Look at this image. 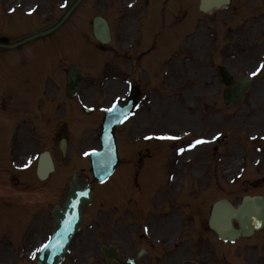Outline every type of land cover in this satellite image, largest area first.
<instances>
[{"label":"rangeland","instance_id":"rangeland-1","mask_svg":"<svg viewBox=\"0 0 264 264\" xmlns=\"http://www.w3.org/2000/svg\"><path fill=\"white\" fill-rule=\"evenodd\" d=\"M72 1L0 0V38L12 42L51 26L64 10L61 5L67 7ZM182 2L183 10H173L179 21L166 20L163 25L158 22L151 26L148 38H114L109 46L100 48L91 36L90 21L102 15L117 28L121 3L85 0L73 20L49 39L12 51L0 50V87L2 83L23 86L25 74H32L33 78L25 77L30 85L40 80L49 90L56 85L50 92L55 96L58 86L63 89L60 83H64L63 73L68 66H76L83 76L74 101L79 119H67L73 133L67 132L70 146L65 159H60L57 139L53 140V132L59 128L54 114L51 118L50 115L37 118L33 101L29 105L10 104L12 100L18 102L12 97L0 106V117L5 115L8 121H15L13 125L28 118L27 137L36 138L34 144L40 145L35 151L19 152L25 153L19 156L32 160L41 151L53 149L58 159L56 172L42 184L31 183L32 171L21 178L14 173L13 162L15 165L24 162L17 160L16 154L8 165L0 164V264H36L39 247L52 227L47 213L53 204L64 201L71 173L78 172L81 187L89 180L85 153L98 148L97 128L102 110L115 98L118 101L125 98L128 83L137 85L140 95L135 116L117 130L124 165L136 162L146 166V176L143 174L141 179L148 181L145 183L149 197L156 188L154 185L161 188L166 181L167 192L173 198L180 197L172 199L174 207L168 213L172 215V232H177L180 226L187 227V215L192 216L194 228L202 221L205 227L210 207L217 200L226 199L237 206L244 195L264 196V69L257 72L264 60V0H232L229 8L211 14L196 10L198 0ZM217 66H224L233 78L254 76L250 89L236 107L227 108L222 102L224 85ZM254 72L257 74L253 75ZM49 77L58 83L45 80ZM48 106L51 105L45 106L46 111ZM83 107L93 109L88 117L81 113ZM147 135H163L169 142L145 141ZM200 138H205L206 145L183 153V146ZM163 163L169 168L168 179L165 168L162 177ZM118 172L103 190L96 187L111 194L108 202L112 204L118 201L115 196L121 177ZM139 199L141 202L140 196ZM154 199L152 208L160 216L168 206L164 196ZM130 203L127 198L126 209L119 210L103 206L100 201L94 202L92 208L84 207L81 229L75 233L61 264H107L100 248L108 245L117 247L122 260L135 259L138 250L145 249L147 254L140 262L165 264L168 257L165 248L151 247L154 236L144 234L143 229L148 230L145 225H140L141 230L133 229L127 222L120 226L118 218L129 216ZM41 213L45 214L42 224ZM143 213L144 209L140 215ZM208 234L205 227L204 251H200L204 253V264H264V229L231 245L222 242L216 245L214 235L209 234V239ZM201 235L202 232L198 236ZM188 236L190 239L192 234ZM185 255L195 258L191 249ZM171 258L169 264L181 263L177 257Z\"/></svg>","mask_w":264,"mask_h":264},{"label":"water","instance_id":"water-1","mask_svg":"<svg viewBox=\"0 0 264 264\" xmlns=\"http://www.w3.org/2000/svg\"><path fill=\"white\" fill-rule=\"evenodd\" d=\"M82 0H76L70 9L66 12L60 23L53 26L52 28L33 34L28 38L23 39L20 42L10 44V45H0L1 48L12 49L18 47L19 45L28 43L35 38H40L49 35L54 30H56L65 21V19L70 15L73 9ZM229 0H201L200 10L207 12L213 9L220 8L227 5ZM94 35L96 40L101 43L108 42V26L106 22L101 18L94 19L93 22ZM220 74L224 81V84L228 87L231 84V78L227 74L224 68H220ZM77 73V70L70 68L68 72L67 83L68 92H74L77 85L80 83L81 78ZM237 87L235 90L226 89L224 91V99L226 104L234 103L240 101L243 96L244 90H246L250 84V81L245 79L235 80ZM236 94V98H232V93ZM127 108V107H126ZM119 107L106 112V118L104 124L100 129V151L93 152L90 154L92 163V174L97 179V181L102 182L109 178L110 174L114 171L117 166V154L116 146L113 132L117 127L118 123L121 121L125 114H121ZM125 112V111H124ZM123 112V113H124ZM43 157H41L40 162H43ZM45 165L40 171V165L38 167L39 178L43 179L47 176V172L52 170V164L48 155L45 153ZM43 164V163H42ZM71 189L68 192V197L66 203L63 205L62 209L55 208L52 216L55 220L54 231L50 234L49 240L42 245L40 253L38 254L37 263L38 264H59L62 262L63 257L67 250L68 243L70 242L73 233L78 229V224L81 221L80 217V206L82 203H89L90 194L89 189L81 191L77 184L74 182V177L72 178ZM209 226L216 233L217 237L224 241H233L239 236L248 237L251 236L254 231L260 230L264 226V199L262 197H244L242 204L239 207L233 208L226 201H219L214 204L211 210V216H209ZM232 221L237 223L238 229H235L232 225ZM106 257L109 260L113 258L117 259L115 248L111 247L108 250L104 249ZM119 264H137L133 261H127L126 263Z\"/></svg>","mask_w":264,"mask_h":264},{"label":"flooded vegetation","instance_id":"flooded-vegetation-1","mask_svg":"<svg viewBox=\"0 0 264 264\" xmlns=\"http://www.w3.org/2000/svg\"><path fill=\"white\" fill-rule=\"evenodd\" d=\"M121 5L118 10V28H114V26L111 27V36L112 38H142L141 31L144 26H146L147 19L151 16V8H150V0H119ZM170 1V0H167ZM163 11L162 7L159 9H155V13L161 14ZM121 87V84L119 85ZM10 96L16 95L17 97L23 96V94H27L28 96H35L36 105H39V108L41 107V103L46 102L44 100L46 96H49L46 92L43 90L36 88V89H23V88H8V91ZM57 97L54 96L50 98L52 103L56 102ZM66 114L71 113V108H69L66 112ZM28 120L22 119L21 122L18 125H13V123H10V130L14 131V138H18L15 144L13 145V152L19 153V152H26L27 149H29V145L22 142V137L19 138L20 132L23 131V127L25 128L24 131L27 129V122ZM15 122V121H14ZM19 122V121H18ZM1 129V127H0ZM34 130V129H33ZM54 131L53 138L60 139L61 137L67 138L69 128L67 124H64L63 126L60 125L59 128ZM68 132V133H67ZM1 133V132H0ZM57 151L59 150L58 142L56 144ZM166 218V217H165ZM163 218L164 220H166ZM124 224V223H122ZM166 230V228H163ZM180 233H185V228H179ZM168 231H171V227H168ZM170 243H175V248L177 251H174L167 260L168 263L173 261L171 256L176 254V252H182L187 249H185L184 244H182L183 236H180L177 233H167ZM176 242H181L180 246L176 245ZM171 249V248H170ZM183 252L181 253V255Z\"/></svg>","mask_w":264,"mask_h":264},{"label":"snow or ice","instance_id":"snow-or-ice-1","mask_svg":"<svg viewBox=\"0 0 264 264\" xmlns=\"http://www.w3.org/2000/svg\"><path fill=\"white\" fill-rule=\"evenodd\" d=\"M261 69H264V64H261L260 67L257 69V72H259ZM253 75H256L257 73H252ZM202 141H197L196 143H201Z\"/></svg>","mask_w":264,"mask_h":264}]
</instances>
